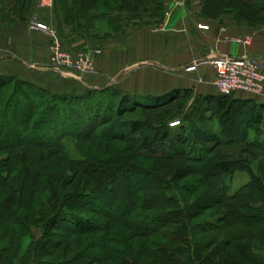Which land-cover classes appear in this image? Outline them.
Returning <instances> with one entry per match:
<instances>
[{
  "label": "trees",
  "instance_id": "trees-1",
  "mask_svg": "<svg viewBox=\"0 0 264 264\" xmlns=\"http://www.w3.org/2000/svg\"><path fill=\"white\" fill-rule=\"evenodd\" d=\"M59 1L65 11L64 19L66 23L73 24V31H78V33L91 36L92 32L88 26L93 28L95 20L105 19L106 31L101 35L94 36V38L110 36L125 21L134 22L133 19H136V21L141 22L143 17L152 15L161 17L164 12V0ZM194 1L197 0H189L188 3ZM198 1L200 11L205 16L216 13L218 15L232 13L238 22L250 26L264 24V0H215L213 6L208 4L211 0ZM4 2V9L9 10V16L14 15V17H9L11 22L29 20L27 2L26 5L24 0H4ZM21 8L23 10H20ZM67 50L77 52L87 51L88 48L75 49L68 46ZM102 92L111 93L110 104L114 103L111 107H115L111 111L112 115L97 129L96 124L88 125V131L81 135L91 137L94 134L96 136L98 131L100 138L105 141H123L126 151L123 156V163L134 166L142 156L160 158L166 161L183 159L191 164H196L197 170L205 178H223L237 171L248 174L249 181L244 189L258 191L259 196L255 193L252 200L244 196L238 205L241 209L246 208L247 213L242 212L240 216L243 217L244 221H251L255 231L244 238L246 244L241 245L237 242L235 247L237 252L239 251L246 258H252V262L256 261L255 264H264V181L261 183L259 176L252 168L254 160L260 156L262 160L259 167L264 175V106L258 105L252 100L233 98L231 94L194 95L191 89L178 88L164 95L156 96L151 100L143 99L145 100L143 102L135 94L113 88L87 87L81 94H77L75 90L51 92L17 76L0 75V119L6 118L8 114L14 118V123H9L11 127L7 129L6 134L17 139L15 140L16 144L10 143V140L6 139L5 133L0 129V153L5 152L8 155L1 162L6 171L0 174V196H5L0 198V209L6 208L7 205L10 206L11 202H15L21 208H18L13 215L6 213V209L5 212L0 210V221L7 229L9 219H18L19 222L22 221L25 224L23 236L29 238V240L27 248L23 252V264H50V262H43L41 257L46 254H54L52 252L61 247L60 243L53 240L56 230L68 229L67 225L72 224L73 234L83 235L88 232V229H93V224L88 220L77 218L75 215L71 217L64 212L63 209L69 208L67 200L75 194L63 189L67 180L62 179L64 176L51 172L44 180L38 169L33 166L32 169L18 170L15 177L10 178L12 168L9 159L12 158V155L10 157L9 153L22 144V146L42 147L49 150L62 149L63 140L68 138L78 139L81 136L78 134L80 130L74 133L67 130L58 131L50 141L42 137L33 140L32 135L47 123L46 119L49 115L53 117V121H58L60 117L65 116L63 108L67 105L78 104V102L81 105L83 102H88L86 107L89 110L96 102L95 99H87L86 101V98ZM23 99L24 101L21 102ZM181 99H184V107L181 106V110L168 114L173 108L177 107H172L173 104ZM189 99L191 100L190 105L186 106L185 103ZM21 103L26 106V111L22 116H19ZM178 104H181L180 101H178ZM138 110H159L161 112L152 113L150 118L147 116L140 119L136 116L129 117L128 114L131 115ZM237 117L239 126L233 133L232 129L228 128L229 121L232 122ZM175 121L178 123L170 125ZM229 134H235V137H227ZM251 134H254V140H250ZM21 136H26L28 141L22 142V140H19ZM231 140L239 145L233 151L225 147V145L231 143ZM253 148L259 150L261 155L257 153L249 156V150H251V154H254ZM201 152L213 153V155L206 157L201 155L204 154ZM31 161L33 165L38 162L34 157L31 158ZM80 164L88 166L85 171L87 177L92 178L91 183L97 186L93 181L94 176L96 177L106 168H111L113 162H107L97 168L96 164L86 158L80 161ZM25 167L27 168L28 164ZM185 170L181 169V171ZM153 175L155 174L153 173ZM49 183L52 187L49 186ZM45 190L46 192L50 191V196H56L53 197L54 202L48 203L47 198H37L36 193ZM24 193L25 198H22ZM129 193L131 197L127 203H122V201L120 203L117 199L115 200L117 206L114 215H109L111 219L130 209L131 202L134 201V195L132 191H129ZM225 199L228 201L227 210L234 212L233 207L236 205L234 203L236 196H227ZM31 205H39L41 215H39V212H35L33 208L28 213ZM8 208L12 210L13 207ZM191 208L186 211V214L185 211L180 210L178 212H167L158 219L160 225L156 230L138 231L139 225H143V222L146 221L149 223L151 220L156 219L154 217L135 222L134 227L137 231L134 234L145 238L152 234H160L161 238L157 242L154 241V247L150 249L151 253L158 259L159 264H197L198 261L201 260L202 262L205 258H208L211 264H228L226 261L218 259L220 254L218 249L220 247L212 248V245L216 242V236L205 234V236L196 239L191 229L192 223L189 220L191 218H189V214L192 216L196 210ZM229 217L230 220H233L235 214H229ZM26 220L30 221L31 224H26ZM65 231L69 232V229ZM208 231L202 230L201 232L208 233ZM13 236L17 237L18 235L13 233ZM236 237L239 238L240 236ZM111 243V239L106 238L101 246L91 247L92 252H94L93 255L80 252L72 255L71 259L67 257L68 253L64 251L63 255L67 259L55 264H97L106 261L140 264L131 250L121 252V257L118 259L112 257L114 252L109 249ZM250 253H253L251 257ZM137 254L140 256L139 253ZM0 264H4L1 259Z\"/></svg>",
  "mask_w": 264,
  "mask_h": 264
},
{
  "label": "rangeland",
  "instance_id": "rangeland-1",
  "mask_svg": "<svg viewBox=\"0 0 264 264\" xmlns=\"http://www.w3.org/2000/svg\"><path fill=\"white\" fill-rule=\"evenodd\" d=\"M24 1L25 5L27 2L29 16H31V0ZM214 2L215 0H211L208 4L213 6ZM20 10L23 9L21 8ZM8 11L9 10L7 9L0 11V16H6L5 18L10 21L9 17H14V15L9 16L10 14H8ZM133 20L136 21V19ZM31 21L40 22L47 26L45 32L50 36L49 61L51 57L52 37L54 35L61 40L62 46L65 50L68 49V46H71L68 42L67 35L60 33L51 24L39 21L36 18H30L27 26H29ZM105 22V19L95 20L93 28L88 26L91 29L92 37L101 35L106 31L107 26ZM86 52H88V55L93 58L94 67V58L101 55L102 51L99 49H91V51L87 50ZM50 67L52 68L51 63ZM62 70L66 71L65 68ZM88 75L90 74L86 73L82 76L83 78H87ZM82 76H79V78ZM110 98V92L97 93L86 98V101L87 99H95L96 102L91 108L89 107V110L86 107L88 102H83L81 105L79 102L78 104L67 105L63 108V114L65 116L60 117L58 121H53V117L49 115L46 119L47 123L44 126H41L37 133L32 135L33 140L42 137L45 138V140L50 141V139L54 137L53 135L61 130L73 131L72 133L80 130L78 133L79 135L85 134V132L88 131V125L93 124H96L97 129L103 124V122H106L111 117V111L115 108L111 107L114 103L110 104ZM190 99L185 103L187 104L186 106L190 105ZM23 101L24 99L21 100V102ZM143 101L145 100H141V102ZM178 101H180L181 104H178ZM178 101L172 106L177 107L173 108L168 114L181 110V106L182 108L184 107V99ZM109 107H111L112 110L109 109ZM25 111L26 106L21 103L18 115L22 116ZM156 111L159 110H138L131 115H128L129 117L136 116L138 119L146 116L150 118L152 113ZM9 123H14V118L8 114L6 118L0 119V129L5 133L4 135L6 139L10 140V143L12 142L16 144L15 140L17 139L6 134L8 131L7 129L11 127ZM238 126V117L232 122L229 121L228 128L232 129L231 131L233 133H235ZM251 135L250 140H254V134ZM227 137H235V134H229ZM19 140L25 142L28 141V138L26 136H21L19 137ZM18 143L20 144L21 142ZM62 143V149L52 150L42 147L22 146V144L19 147H15L9 153L10 157L12 155V158L9 159L12 168L10 170V178H14L18 170L20 171L22 169L24 171L32 169L33 166L38 169L40 176H42V179L44 180L45 178L47 179L51 172L64 176L62 179L67 180L63 189L75 193L67 200L69 208L63 209L64 212L71 217H73L72 215H75L77 218L88 220L93 224V229H88V232L83 235L73 234V225L69 223V225H67L69 232L65 231L68 229L56 230L53 240L60 243L61 247H59L58 250H54L52 252L54 254H46L42 256L41 259L43 262L46 261L50 262V264H55L60 261H65L67 258L63 255L64 251L68 253V258L80 252H83L86 255H93L94 252H92L91 247L101 246L106 238H110L112 243L110 244L109 249L111 252H114L112 253V257L118 259L121 257V252L131 250L140 264H159L158 259L153 253H151L150 249L154 247V241H159V238H161L160 234H152L148 238L135 235L134 233L137 231L134 227L135 222L154 217L156 219L151 220L149 223L146 221L143 222V225H139L138 231L156 230L158 225H160L158 219L167 214V212H178L180 210L182 212L185 211L184 213L186 214V211L192 207L191 209L196 210L195 214L192 216L189 213L188 214L189 218L191 217L189 220L192 223L191 229L193 234L196 239L205 236V234L216 236V242L212 245V248L220 247V250L218 249V251H220L218 259L224 262L226 261L228 264H255L256 261L253 260L254 262H252V258H246L239 251L238 253L235 247L237 242L241 243V245L246 244L244 238L255 231L252 222L244 221L243 217L240 216V213L242 212L247 213L246 208L241 209L238 205L244 196L246 198L249 197L250 200L253 199L255 193L259 196L257 194L258 191H247L244 189V186L249 181V176L246 172L237 171L234 174L224 176L223 178H205L197 170L196 164H191L187 160L174 159L166 161L160 158L145 156L140 157L138 163L131 166L128 163H123V156L126 154L123 141H105L100 138L98 131L96 136L94 134L91 135V137H84V135H81L78 139L68 138L63 140ZM238 146L239 145L232 142V140L231 143L225 145V147L231 151L237 149ZM250 151L251 150H249V156L256 155L257 153L261 155L259 150L255 148H253L254 154H251ZM193 153L195 152L193 151ZM201 155L207 157L213 155V153H204ZM7 156L8 155L5 152L0 153V174L5 173L6 171L1 162ZM32 157L36 158L39 163L36 162L33 165V162L31 161ZM86 158H89L93 164H96L95 166L97 168L103 166L107 162H113V167L106 168L96 177L94 176L93 181L97 186L91 183L92 178L87 177L88 175L85 171L88 166L80 164V161L85 160ZM261 160L260 156L256 158L252 164V168L259 176L262 183V181H264V175L259 167ZM25 164H28L27 168L25 167ZM181 169L186 170L181 171ZM153 173L155 175H153ZM10 182L11 181L9 180V183ZM15 183L17 184L16 180ZM49 186L52 187L51 183H49ZM129 191H132V194L134 195V201L133 203L131 202L130 209L124 211L118 217H113V219H111L109 215H114L117 206L115 200L117 199L120 203L121 201L122 203H127L128 199L131 197ZM36 194L37 198H47L46 201L48 203L55 201L53 197L56 196H50V191L46 192L45 190ZM233 195L236 196V200L234 201L236 205L233 207L235 211L230 212L227 210L228 208L226 206H228V201L225 198ZM3 197L5 196H0V198ZM23 197L25 198V193L22 195V198ZM10 206L13 207L12 210H9L8 207ZM10 206L7 205L6 208L0 210L5 212L6 209V213L13 215L18 208L21 209L15 202H11ZM31 208H33L35 212L37 211V213L41 210L39 205H31L29 206L28 213L31 212ZM41 213L42 212H39V215H41ZM232 213L235 214V217H233V220H230L231 218L229 217V214ZM26 224L31 223L26 220ZM195 226H197L196 230L194 229ZM202 230L209 231L208 233H205L201 232ZM24 231L25 224L22 221L19 222L18 219H9L8 229L5 228L0 221V259L4 264L24 263L23 252L25 248H27V242L29 240V238H24ZM13 233H16L18 236H13ZM236 236L240 237L237 238ZM49 250L51 251L52 249ZM137 253H139L140 256H138ZM252 254L253 253L249 254L250 257ZM97 264L122 263L106 261ZM197 264L211 263L208 258H205L202 262L201 260L198 261Z\"/></svg>",
  "mask_w": 264,
  "mask_h": 264
},
{
  "label": "crops",
  "instance_id": "crops-1",
  "mask_svg": "<svg viewBox=\"0 0 264 264\" xmlns=\"http://www.w3.org/2000/svg\"><path fill=\"white\" fill-rule=\"evenodd\" d=\"M188 1L164 0L161 17L125 21L110 36L94 38L73 31L59 0H31L30 18L67 35L72 48L99 49L103 55L94 58L95 70L87 78L64 76L50 67L49 34L30 29L29 20L11 22L0 16V75L17 76L51 92L113 88L151 100L177 88L191 89L194 95H218L212 84L215 69L204 63L215 55L258 57L264 69V24L238 22L232 13L205 16L198 0ZM4 4L0 0V11ZM199 24L209 28L198 29ZM240 39L248 43L236 41ZM197 61L202 64L195 71H185ZM231 96L264 106V90L261 95L235 91Z\"/></svg>",
  "mask_w": 264,
  "mask_h": 264
},
{
  "label": "built area",
  "instance_id": "built-area-1",
  "mask_svg": "<svg viewBox=\"0 0 264 264\" xmlns=\"http://www.w3.org/2000/svg\"><path fill=\"white\" fill-rule=\"evenodd\" d=\"M30 29L46 30L47 26L40 22L31 21ZM206 24H199L198 29H208ZM248 43V40H236ZM50 63L52 68L58 70L64 76L75 77L91 73L94 70L93 58L86 51L71 52L65 50L61 40L54 35L51 44ZM204 63L211 64L215 69L212 84L222 95H228L235 91H243L249 94L261 95L264 88V70L262 60L258 57H233L230 55H215L209 57ZM202 62L197 61L185 68V71H195ZM65 68L66 71L62 69ZM178 122H172L174 125Z\"/></svg>",
  "mask_w": 264,
  "mask_h": 264
}]
</instances>
